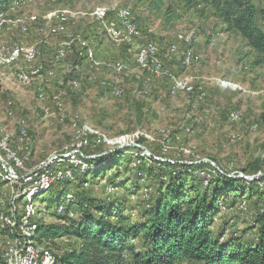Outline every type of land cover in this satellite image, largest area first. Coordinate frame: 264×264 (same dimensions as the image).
Masks as SVG:
<instances>
[{
  "label": "rangeland",
  "instance_id": "1",
  "mask_svg": "<svg viewBox=\"0 0 264 264\" xmlns=\"http://www.w3.org/2000/svg\"><path fill=\"white\" fill-rule=\"evenodd\" d=\"M24 1L12 0L0 15L1 60L15 46L37 51L31 62L24 55L11 64L0 60V137L8 133L11 138L8 150L0 146L1 211L9 212L12 203L24 207L14 194L23 190L28 171L68 167L71 180H54L32 198L36 231L61 223L55 214L59 209L55 212L48 205L59 197L51 187L69 182L62 185V197L70 202L76 173L88 168L87 161L125 147L132 152L122 151L119 177L112 179L115 185L105 187L104 181H91L88 175L82 183L87 194L102 198L103 191L115 193L126 200L125 208L138 206L152 185L141 178L140 190L135 189L139 152L157 160H213L220 173L249 181L264 176V64H254L252 50L224 30L210 7L202 2L188 7L184 0ZM257 2L264 6V0ZM122 8L128 9L135 26L128 42L111 37V30L121 29L116 11ZM61 15L65 21H60ZM61 44L64 55L58 57ZM146 48L151 67L145 70L137 56ZM87 50L94 59L86 56ZM188 52L192 55L186 62ZM152 59L158 60V72ZM34 69L39 72L30 75ZM20 72L30 81L18 77ZM173 79L185 80L184 89L172 93ZM9 151L15 152L20 167ZM70 156L49 163L53 157ZM126 158L131 161L126 163ZM256 162L260 172L252 171ZM259 185L263 187L264 180ZM255 203L256 198L249 197L236 207L223 208L214 219L216 228L227 226L238 235L252 225L250 209ZM65 214L75 218L77 212L69 208ZM36 241L58 260L78 244L69 236Z\"/></svg>",
  "mask_w": 264,
  "mask_h": 264
},
{
  "label": "trees",
  "instance_id": "2",
  "mask_svg": "<svg viewBox=\"0 0 264 264\" xmlns=\"http://www.w3.org/2000/svg\"><path fill=\"white\" fill-rule=\"evenodd\" d=\"M11 1L0 0V15ZM196 2L210 7L224 30L242 39L254 53V64H264V6L257 0H184L188 7ZM131 150L125 147L88 160L84 176L76 173L77 188L68 203L62 197V185L69 182L51 187L59 197L48 205L55 212L59 205L64 207L55 213L61 223L42 225L35 239H77V247L57 259L60 264H264V186L259 185L264 176L249 181L198 160H157L139 152L135 154V189L140 190L141 178L151 180L152 185L138 206L125 208L126 200L115 193L103 191L98 198L84 191L87 186L82 183L88 175L91 181H104L105 187L114 186L112 179L119 177L123 152ZM252 166V171H261L257 162ZM249 197L256 198L250 209L252 225L238 235L227 226L218 230L217 214ZM69 208L77 212L75 218L65 214Z\"/></svg>",
  "mask_w": 264,
  "mask_h": 264
},
{
  "label": "bare ground",
  "instance_id": "3",
  "mask_svg": "<svg viewBox=\"0 0 264 264\" xmlns=\"http://www.w3.org/2000/svg\"><path fill=\"white\" fill-rule=\"evenodd\" d=\"M59 17H60V20H62V21L66 20V17L64 15L63 16L61 15ZM116 18L118 19V21H120L119 23H121V29H120L121 30V34H124V37H127V39H125V41L128 42L130 40V37L133 36L132 33H135V26H134V24L132 22H130V13H129L128 9L122 8V9H119L118 12L116 11ZM111 37L113 38V30H111ZM147 43L148 42H146V44ZM63 45L64 44H61V46L57 50L58 51V55H59L58 57H61V56L64 55ZM26 47H30V56L27 55L26 50H22L23 48H19L18 46H15L6 54V56L4 58H2V60L1 59L0 60L3 63H5V64H11V63H14V62L18 61L19 58L22 55H24L25 58L27 59V61L31 62L32 60H34V58H35V56L37 54V51H36L35 48H33L31 46H26ZM148 48L142 49V51H141L139 56L136 55L138 57V62L144 67L143 69L151 67V66L148 65L150 60L147 59L148 57L146 55V51L148 50ZM172 48L174 49V47H172ZM87 51L88 52L86 53V56L88 58L94 59V56L92 55V51L91 50H87ZM173 52H174V50H173ZM172 54H174V53H172ZM185 54H187V53H185ZM154 55H156V54H154ZM191 55H192V53H191ZM191 55L188 52L186 57L184 56L186 62H189L191 60ZM157 57H158V55H157ZM149 58H151V57H149ZM192 58H194V57H192ZM195 59H197V58H195ZM152 61H154V62H152ZM156 61L158 62V60H156V59H152L151 60L153 66L155 68V71L158 72L160 66H159V64ZM196 61L197 60H195V62ZM152 70L154 71L153 67H152ZM153 71H152V73H153ZM38 72H39L38 69H34V70L29 71V74L30 75H35ZM17 76L20 77V78H23V80H25V81H30L29 80L30 76L27 73H25V72L17 73ZM185 83H186L185 80L173 79L172 93L174 91H176V89H182V88L184 89ZM114 90H116V89H114ZM236 115L233 114L231 116L232 119H236V117H235ZM10 142H11V138H9V134L8 133H5V134H3L0 137V143H1L0 146L3 148V150L4 149L8 150ZM13 151H14V149H13ZM77 152H79V151H77ZM4 154H2V155H4ZM9 155H10V157L13 160L16 161V164L18 165V163H17L18 158L16 157L15 152L12 153V152L9 151ZM60 157H65V156L62 155ZM69 158H71V156L68 157V158H56V157H53L49 161V163H51L52 161H54V163L55 162L57 163V162H59V161H61L63 159L65 160V159H69ZM7 161H8V159H7ZM76 163H80V162H75V164ZM57 165L58 164H56V166ZM12 166H13V164H12ZM81 166L83 168H85L84 164H81ZM19 167H20V165H19ZM48 169H50V168L47 167V166H43L41 168V170L35 171L34 174H31V171L30 172L28 171L26 173L27 175L23 177L24 180H22V182H23V184L25 186L23 187V190H21V191L18 189L19 193L14 194V197H19L20 199H23V201L25 203L24 207L11 205V208H10V215L18 216V218H12V221H11L10 218H6V216H9V212L8 211H1V210H3V208H0V229L3 230L2 232H4L6 234V238H7L4 242L0 240V264H36V262H41V264H60L58 262L57 258L55 257V255L52 254L51 251L46 249L44 246H42L41 244H39L35 240V235H36V232H37L36 231L37 230V225H36V221L33 222L31 220L32 215L35 214L34 213L35 212V208H34V206L32 204V201H33L32 198H34V196L36 194L40 193V191L42 192L43 190L47 189L49 187V185L52 183V181H54V180L55 181H59V180H62V179H70L71 180L73 178V174H72V170H70L68 167H65V168H53V172H50ZM54 175H56V176H54ZM50 177H53V178H50ZM23 192H24V194H22ZM70 198H71V195H68L66 197L67 200H70ZM63 208L64 207H62V206H61V208H58L59 209L58 212L61 213L63 211ZM69 214L72 215L71 212H69ZM20 236L24 237V240L22 241L21 246H20ZM4 243H5V245H4ZM14 251H20V256L21 257L18 259V263H16V254L14 253Z\"/></svg>",
  "mask_w": 264,
  "mask_h": 264
},
{
  "label": "built area",
  "instance_id": "4",
  "mask_svg": "<svg viewBox=\"0 0 264 264\" xmlns=\"http://www.w3.org/2000/svg\"><path fill=\"white\" fill-rule=\"evenodd\" d=\"M130 22H132L131 21V17H130ZM128 23V22H127ZM1 32V31H0ZM134 33H132V35H133ZM113 39H115V40H117V41H122V40H124L125 41V39H127V37H124V36H122L121 35V30H116V29H113ZM22 50H26V52H27V55H29L30 56V47H23V49ZM18 53V52H17ZM152 62H154V61H152ZM5 140V139H4ZM10 156V155H9ZM17 163H18V165H20V161L19 160H17ZM35 172V171H34ZM34 172H31V174H34ZM27 174H25V176H26ZM57 175V174H56ZM56 175H54V176H56ZM50 178H53V177H50ZM22 180H24V178H22ZM12 205H15V204H13L12 203ZM6 218H10V220L12 221V218H18V216H12V215H10V208H9V216H6ZM24 240V237L23 236H20V246H21V243H22V241ZM14 253L16 254V263H18V259L21 257L20 256V251H14ZM36 264H41V262H36Z\"/></svg>",
  "mask_w": 264,
  "mask_h": 264
},
{
  "label": "water",
  "instance_id": "5",
  "mask_svg": "<svg viewBox=\"0 0 264 264\" xmlns=\"http://www.w3.org/2000/svg\"><path fill=\"white\" fill-rule=\"evenodd\" d=\"M204 162H208V163H210L211 165H213L216 169H219L217 166H215V164L212 162V161H210V160H204ZM262 175H264V174H262Z\"/></svg>",
  "mask_w": 264,
  "mask_h": 264
},
{
  "label": "crops",
  "instance_id": "6",
  "mask_svg": "<svg viewBox=\"0 0 264 264\" xmlns=\"http://www.w3.org/2000/svg\"><path fill=\"white\" fill-rule=\"evenodd\" d=\"M41 35V34H40Z\"/></svg>",
  "mask_w": 264,
  "mask_h": 264
}]
</instances>
